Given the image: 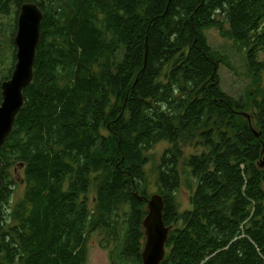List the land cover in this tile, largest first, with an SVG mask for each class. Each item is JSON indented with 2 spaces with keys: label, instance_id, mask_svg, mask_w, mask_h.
Listing matches in <instances>:
<instances>
[{
  "label": "trees",
  "instance_id": "16d2710c",
  "mask_svg": "<svg viewBox=\"0 0 264 264\" xmlns=\"http://www.w3.org/2000/svg\"><path fill=\"white\" fill-rule=\"evenodd\" d=\"M28 2L45 18L34 81L0 152V264H88L96 233L115 245L113 264H143L146 166L162 142V264H264V88L227 94L225 57L205 35L218 27L245 45L259 85L264 0H0V23ZM14 166L26 192L7 207Z\"/></svg>",
  "mask_w": 264,
  "mask_h": 264
},
{
  "label": "water",
  "instance_id": "95a60500",
  "mask_svg": "<svg viewBox=\"0 0 264 264\" xmlns=\"http://www.w3.org/2000/svg\"><path fill=\"white\" fill-rule=\"evenodd\" d=\"M44 11L36 2L22 5L15 36L17 62L12 77L2 83L3 101L0 103V152L13 133L16 120L26 103V90L35 78L37 50L42 36ZM249 119L251 116L245 114ZM264 166V161L262 163ZM3 186L0 162V189ZM149 213L144 220L146 243L143 264H162L167 254L171 229L164 222V197L160 194L148 199ZM0 234V261L3 257Z\"/></svg>",
  "mask_w": 264,
  "mask_h": 264
},
{
  "label": "rangeland",
  "instance_id": "374dc122",
  "mask_svg": "<svg viewBox=\"0 0 264 264\" xmlns=\"http://www.w3.org/2000/svg\"><path fill=\"white\" fill-rule=\"evenodd\" d=\"M2 20L7 24L5 28L8 35H11V27L9 26V20L2 17ZM2 35V31L0 32ZM0 35V57L3 60V67L0 72V86L4 81V74L8 73L11 65L14 62V46L10 45L7 37ZM205 35L209 41V44L219 54L225 57V63L220 65L219 74L221 76V87L223 90L235 97L241 98L248 95L249 91H257V88H264V74L260 78V84L255 80L250 72V67L247 58V47L241 43L236 42L234 39L224 36L218 27H212L206 29ZM3 81V82H2ZM169 146L168 142H162L155 147L149 153L150 161L146 166V173L148 179V190L150 196L160 194L158 189V168L161 163V155ZM186 155L196 153V149L193 146L185 147ZM24 167L14 166L11 170L13 178L16 179L17 184L12 186L14 189L10 196V205L7 207H13L19 202L25 195L26 183L24 181ZM181 201L184 208L190 209L191 193L183 186L181 191ZM93 200L95 197L94 189L89 194ZM150 197V198H151ZM103 236L99 233L93 234L89 239V261L88 264H113L111 258V251L116 250L115 245L110 248H104L101 244Z\"/></svg>",
  "mask_w": 264,
  "mask_h": 264
},
{
  "label": "flooded vegetation",
  "instance_id": "af4514ba",
  "mask_svg": "<svg viewBox=\"0 0 264 264\" xmlns=\"http://www.w3.org/2000/svg\"><path fill=\"white\" fill-rule=\"evenodd\" d=\"M19 14H20V12H19ZM19 14H17V10L14 9L8 15H4L5 18L7 20H9V26L11 27V35L10 34L8 35V33L6 32L7 30L5 28L7 27V24L3 20H2V23H0V32L2 31V35L4 37L8 38V41L10 42V45L14 46V51H15L14 54H13V56L15 55L14 56L13 65H11L10 69L8 70V73L4 74V78L7 77V79H5L4 81L9 80L12 77V74H13V71L15 69V65H16V62H17V46L15 44V36H16L17 30H18V17H19ZM14 31H15V36H12ZM0 35H1V33H0ZM1 45L2 44L0 43V47H1ZM0 94L2 96L0 103H2V101H3L2 85L0 86Z\"/></svg>",
  "mask_w": 264,
  "mask_h": 264
},
{
  "label": "bare ground",
  "instance_id": "6f19581e",
  "mask_svg": "<svg viewBox=\"0 0 264 264\" xmlns=\"http://www.w3.org/2000/svg\"><path fill=\"white\" fill-rule=\"evenodd\" d=\"M141 15V14H140ZM208 66H210V65H208Z\"/></svg>",
  "mask_w": 264,
  "mask_h": 264
}]
</instances>
